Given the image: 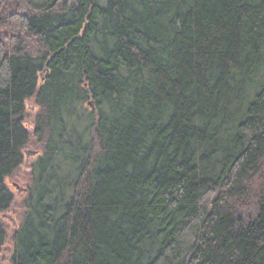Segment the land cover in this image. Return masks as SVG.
<instances>
[{
    "label": "trees",
    "instance_id": "obj_1",
    "mask_svg": "<svg viewBox=\"0 0 264 264\" xmlns=\"http://www.w3.org/2000/svg\"><path fill=\"white\" fill-rule=\"evenodd\" d=\"M30 145L8 264H264V0H0V218Z\"/></svg>",
    "mask_w": 264,
    "mask_h": 264
},
{
    "label": "rangeland",
    "instance_id": "obj_2",
    "mask_svg": "<svg viewBox=\"0 0 264 264\" xmlns=\"http://www.w3.org/2000/svg\"><path fill=\"white\" fill-rule=\"evenodd\" d=\"M27 119L31 121L32 118L37 114L38 109L32 105V103L27 104ZM25 128L31 130L32 127L29 122H26ZM35 148L30 145L26 150H24V163L22 166L14 172V174L5 181L6 187L13 194L14 201L9 209L0 218V223L5 229L6 239L5 244L1 249L0 254V264H8L11 256V237L16 229V224L20 221V216L22 215V202L25 196V186L28 183V171L31 165L34 155ZM26 153H33L34 155L27 156ZM19 188H17V187Z\"/></svg>",
    "mask_w": 264,
    "mask_h": 264
},
{
    "label": "water",
    "instance_id": "obj_3",
    "mask_svg": "<svg viewBox=\"0 0 264 264\" xmlns=\"http://www.w3.org/2000/svg\"><path fill=\"white\" fill-rule=\"evenodd\" d=\"M26 155H27V156H29V155L32 156V155H34V154H33V153H26ZM16 187H17V186H16ZM17 188H18V187H17ZM18 189H19V188H18Z\"/></svg>",
    "mask_w": 264,
    "mask_h": 264
}]
</instances>
